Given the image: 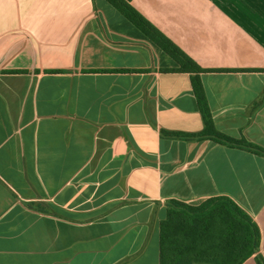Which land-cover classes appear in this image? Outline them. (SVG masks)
Segmentation results:
<instances>
[{
  "label": "crops",
  "instance_id": "crops-1",
  "mask_svg": "<svg viewBox=\"0 0 264 264\" xmlns=\"http://www.w3.org/2000/svg\"><path fill=\"white\" fill-rule=\"evenodd\" d=\"M128 2L205 71L106 0H0V264H160L168 201L216 196L264 258V0Z\"/></svg>",
  "mask_w": 264,
  "mask_h": 264
},
{
  "label": "trees",
  "instance_id": "trees-1",
  "mask_svg": "<svg viewBox=\"0 0 264 264\" xmlns=\"http://www.w3.org/2000/svg\"><path fill=\"white\" fill-rule=\"evenodd\" d=\"M118 9L177 63L179 71H205L170 38L163 34L128 0H106ZM194 93L204 114L205 129L201 134L222 142L255 147L245 138L234 139L218 132L213 125L203 85L199 76L192 77ZM167 217L160 223V264H242L260 254V229L251 216L226 196L210 197L199 204L169 200Z\"/></svg>",
  "mask_w": 264,
  "mask_h": 264
},
{
  "label": "rangeland",
  "instance_id": "rangeland-1",
  "mask_svg": "<svg viewBox=\"0 0 264 264\" xmlns=\"http://www.w3.org/2000/svg\"><path fill=\"white\" fill-rule=\"evenodd\" d=\"M194 264H211V263L204 262V263H194Z\"/></svg>",
  "mask_w": 264,
  "mask_h": 264
}]
</instances>
